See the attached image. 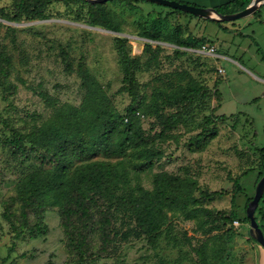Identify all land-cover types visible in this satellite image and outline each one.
Returning <instances> with one entry per match:
<instances>
[{
	"label": "rangeland",
	"instance_id": "1",
	"mask_svg": "<svg viewBox=\"0 0 264 264\" xmlns=\"http://www.w3.org/2000/svg\"><path fill=\"white\" fill-rule=\"evenodd\" d=\"M13 2L0 0V8L12 14ZM107 6L126 35L91 27L87 6L77 2H55L47 8L45 18L25 16L22 21L4 18L0 11V264H71L56 209H49L43 217L46 233L14 238L12 222L5 216V201L16 193L28 172L44 165L33 155L16 157L12 131H30L49 118L54 108L46 96L58 104L80 106L87 93L81 65L96 74L111 95L112 107L124 113L132 98L121 90L124 69L116 46L119 36L129 39L132 56L140 58L135 84L140 93L150 95L159 76L178 70L189 71L209 90L164 133V123L174 119L176 108H166L160 115L138 112L146 133L163 152L154 166L144 165L133 149L123 155L99 152L90 159H124L133 183L140 181L148 188L160 171L194 176L200 184L198 194L206 188L231 190L233 179L240 177L243 191L234 200L224 194L208 206L216 211L234 207L236 218L242 221L225 227H233L235 234L229 239L227 259L220 264H258L260 243L243 226L246 205L256 194L264 166V7L260 15L216 22L148 0H109ZM146 23L149 27L156 24L164 35L171 36L181 25L194 45L178 46L145 37ZM204 40L217 44H211L216 46V54L205 51ZM148 43L154 48L162 46L153 60L146 49ZM223 114L229 117H217ZM210 115L216 119L211 127L218 135L204 143L196 138ZM75 161L78 164L81 159ZM256 215L264 225V198ZM119 216L127 215L121 212ZM196 227L195 220L176 218L164 226L159 238H121L117 248L92 255L85 264H201L194 246L204 235Z\"/></svg>",
	"mask_w": 264,
	"mask_h": 264
},
{
	"label": "trees",
	"instance_id": "2",
	"mask_svg": "<svg viewBox=\"0 0 264 264\" xmlns=\"http://www.w3.org/2000/svg\"><path fill=\"white\" fill-rule=\"evenodd\" d=\"M55 2L81 3L87 6L90 26L122 32L121 24L113 16L114 12L107 2L14 0L12 14L4 12L3 7L0 11L4 18L14 21H22L25 16L45 18L47 8ZM250 2L231 0L216 8L222 13H231L246 8ZM263 7L264 4L254 15H260ZM147 25L142 32L145 37L178 46L194 45L193 37L190 34L184 36L181 25L172 36H165L163 29H158L156 24L151 27ZM203 42L208 43L206 40ZM116 46L124 69L121 90L127 91L132 98L124 113L112 107L111 95L96 74L81 65L80 72L85 79L87 93L80 106L58 104L46 96L54 108L49 118L33 126L30 131L13 129L11 143L16 157L24 159L33 155L45 166L28 172L19 181L16 193L5 201V216L12 222L16 232L14 238L20 239L26 233L32 236L46 233L48 225L43 217L49 209H56L61 214L71 264H85L90 256L117 248L121 238L147 235L155 240L163 234L166 224L182 217L195 220L196 232L204 235L197 238L194 246L201 264H220L227 259L229 239L235 234L233 227H225L241 219L236 218L234 207L216 211L208 204L224 194L231 195L234 200L243 191L240 177L233 179L231 190L206 188L198 194L200 184L194 176L160 171L155 175L153 187L148 188L140 181L133 183L124 159H90L99 152L110 156L123 155L128 149H133L144 165L154 166L163 152L154 145L151 134L146 133L138 112L160 115L166 108H176L174 119L164 123V133L176 120H182L183 114L205 98L209 90L189 71L178 70L159 76V84L153 92L150 95L142 94L135 88L140 58L132 56L127 37H117ZM161 48L147 44L146 49L152 52L150 60L160 54ZM2 73L7 74L3 67ZM217 117L225 120L229 116L223 114ZM215 122L212 115L207 116L203 130L196 139L207 143L210 138L216 137L218 131L211 127ZM261 149L264 158V147ZM76 159H81V162L77 164ZM263 175L264 166L259 179ZM252 199H249L246 208ZM121 212L127 216L122 218L119 216ZM121 218L122 223L118 225ZM245 219L250 224L248 215ZM124 226L126 228L123 229ZM260 226L264 230V225L260 223Z\"/></svg>",
	"mask_w": 264,
	"mask_h": 264
},
{
	"label": "water",
	"instance_id": "3",
	"mask_svg": "<svg viewBox=\"0 0 264 264\" xmlns=\"http://www.w3.org/2000/svg\"><path fill=\"white\" fill-rule=\"evenodd\" d=\"M89 1L93 3H100V2H107L109 0H89ZM148 1L173 7L175 9H180L182 11L188 12L190 14L198 15L204 18L216 19L222 21L233 20V19L243 18L252 15L258 9H260L264 4V0H251L249 5L242 10L231 13H222L216 7L199 6L188 2H182L180 0H148ZM91 27L126 35L125 33L116 32L99 26H91ZM263 196H264V175L259 180L257 184L256 194L254 198L249 202L247 207V215L250 218V234L264 247V230L260 226V223L256 215L257 209L260 205Z\"/></svg>",
	"mask_w": 264,
	"mask_h": 264
},
{
	"label": "crops",
	"instance_id": "4",
	"mask_svg": "<svg viewBox=\"0 0 264 264\" xmlns=\"http://www.w3.org/2000/svg\"><path fill=\"white\" fill-rule=\"evenodd\" d=\"M182 2H188L192 4H196L199 6H206V7H217L221 4H224L226 2H229L231 0H180ZM254 15V14H253ZM214 42H208L207 44H212ZM214 45H217L214 43ZM242 222V221H241ZM240 222V224H242ZM263 224H264V216H263ZM246 229L248 232H250V224L245 223L243 226V229ZM257 251H258V264H264V247L262 245H257Z\"/></svg>",
	"mask_w": 264,
	"mask_h": 264
},
{
	"label": "built area",
	"instance_id": "5",
	"mask_svg": "<svg viewBox=\"0 0 264 264\" xmlns=\"http://www.w3.org/2000/svg\"><path fill=\"white\" fill-rule=\"evenodd\" d=\"M204 48H205V51H206V52L216 54V50H217L216 46H213V45H211V44H206V45L204 46ZM220 70L223 71L222 68H220ZM239 223H240V220H238V219L235 220V224H239Z\"/></svg>",
	"mask_w": 264,
	"mask_h": 264
}]
</instances>
